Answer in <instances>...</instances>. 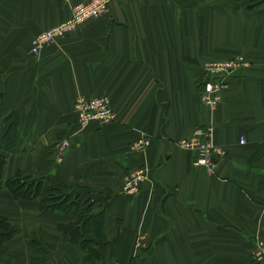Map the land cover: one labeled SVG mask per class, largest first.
I'll use <instances>...</instances> for the list:
<instances>
[{"label":"crops","instance_id":"obj_1","mask_svg":"<svg viewBox=\"0 0 264 264\" xmlns=\"http://www.w3.org/2000/svg\"><path fill=\"white\" fill-rule=\"evenodd\" d=\"M82 1L0 0V123L13 115L31 138L8 154L2 177L22 169L46 186L91 187V203L106 205L104 241L119 245L86 257L58 226L83 209L44 212L4 186L0 215L16 233L0 264H264L252 256L264 244V0H113L33 55L32 39ZM236 55L248 63L232 71L219 105L201 103L207 61ZM101 94L118 119L81 128L75 100ZM202 128L225 150L215 170L177 144ZM143 136L148 145L136 147ZM140 166L147 178L124 192Z\"/></svg>","mask_w":264,"mask_h":264},{"label":"trees","instance_id":"obj_2","mask_svg":"<svg viewBox=\"0 0 264 264\" xmlns=\"http://www.w3.org/2000/svg\"><path fill=\"white\" fill-rule=\"evenodd\" d=\"M0 91V108L2 102ZM25 127L14 121L13 115L4 116L0 123V190L7 186L16 200L39 199L40 209L44 212L71 215L81 211L80 220L69 224L60 223L58 226L64 234L70 235V240L79 243L81 247L95 258L103 256L106 246L111 247L110 254L114 255L118 247L119 237L112 241H104L103 227L107 222L106 205L95 207L90 199H82V193L68 191L72 186L59 182L55 185H45L44 177L35 172L25 173L22 169L3 180L4 164L8 154L24 153L30 143ZM77 187V186H76ZM91 188V187H86ZM16 228L6 215H0V247L8 239L15 236ZM4 264H11L9 262Z\"/></svg>","mask_w":264,"mask_h":264},{"label":"built area","instance_id":"obj_3","mask_svg":"<svg viewBox=\"0 0 264 264\" xmlns=\"http://www.w3.org/2000/svg\"><path fill=\"white\" fill-rule=\"evenodd\" d=\"M110 2L111 0H91L75 5L72 8V16L35 36L32 53L39 55L43 46L53 44L57 38L64 37L69 32H75L83 21L102 16L106 13ZM247 63L246 58L237 55L226 60L207 61L204 69L205 77L200 83L201 103L212 108L217 107L224 90L228 87L229 76L232 71L244 67ZM111 99L108 95H96L95 97L83 95L77 98L74 102V109L77 113L78 122L84 126L89 121L97 118L102 119V121L111 120L116 116V110L112 107ZM138 142L137 147H145L148 145L149 140L143 136ZM177 144L186 147V149H197L196 163L207 169L215 170L221 156L225 154L223 147L213 144L209 128L207 130L197 129L194 137L180 138ZM145 177H147L145 168L140 167V170L129 180L128 185L133 188ZM258 253L262 258L264 245L258 247Z\"/></svg>","mask_w":264,"mask_h":264},{"label":"rangeland","instance_id":"obj_4","mask_svg":"<svg viewBox=\"0 0 264 264\" xmlns=\"http://www.w3.org/2000/svg\"><path fill=\"white\" fill-rule=\"evenodd\" d=\"M89 1H91V0H89ZM89 1H86V2H89ZM113 0H111V2H112ZM246 1H248V2H250V1H252V0H243V2H246ZM82 2H84V1H82ZM110 2V3H111ZM253 2H257V0H253ZM80 3V2H79ZM110 3H109V6H110ZM246 3H244V5H245ZM78 5V4H77ZM75 6V5H74ZM73 6V7H74ZM72 7V8H73ZM248 7H249V9L252 7V6H249L248 5ZM108 9H109V7H108ZM107 9V10H108ZM106 10V11H107ZM72 13V12H71ZM69 18V17H68ZM61 23V22H60ZM48 30V29H47ZM44 31V30H43ZM46 31V30H45ZM42 32V31H41ZM40 33V32H39ZM69 33H71V32H69ZM68 33V34H69ZM73 33V32H72ZM38 35V34H37ZM36 35V36H37ZM67 35V34H66ZM65 37V36H64ZM35 38V37H34ZM33 38V39H34ZM61 38H63V37H61ZM61 38H57L55 41L56 42H58ZM33 39H32V47H33ZM56 42H53V43H56ZM50 45H53V44H50ZM48 46V45H47ZM32 47H31V52H32ZM44 47V46H43ZM42 47V48H43ZM41 51H42V49H41ZM41 51H40V53H41ZM33 55H35V56H40V54L39 55H36V54H34V53H32ZM102 95V94H101ZM109 96V95H108ZM200 96H201V92H200ZM200 96H199V98H200ZM109 97H111V96H109ZM79 98V97H78ZM112 98V97H111ZM201 101V100H200ZM111 104H112V100H111ZM112 107H113V104H112ZM114 109L116 110V108L114 107ZM117 112V111H116ZM77 113H76V111H75V117H76V122H78V119H77V115H76ZM118 118H117V113H116V116L115 117H113V118H111V120H109V121H102V119H99V118H97V119H93V120H91V121H89L86 125H84V126H82V124L80 123V122H78L79 123V125H80V127L81 128H84V127H86V126H88V125H90L93 121H97V120H99V121H102L103 123H111V122H113L114 120L116 121ZM145 138H148V140L150 139L149 137H145ZM70 142V140H65L64 142H61L60 143V149L61 150H63V151H66V149L69 147V143ZM139 142H137V144H138ZM147 146V145H146ZM136 147H137V145H136ZM139 148V147H138ZM194 150H197V149H194ZM197 154V153H196ZM197 156V155H196ZM197 159V158H196ZM195 162H196V160H195ZM140 167H143L144 168V166H140ZM140 167L138 168V169H136L135 171H133L132 173L130 172V174H129V177L127 178V181H125V183H124V185H123V187H122V189H123V191L124 192H134V191H137L138 190V186H139V183L141 182V181H139V183L137 184V186H135L134 185V187L132 188V187H130L129 185H128V183H129V180L134 176V174L135 173H137L138 172V170H140ZM145 172H146V170H145ZM145 178H147V177H145ZM144 178V179H145ZM143 180V179H142ZM72 189H68V191H74L75 193H77V191L79 192V193H82V199H87V197H90L91 195H93V193H95L96 191H94V190H92L91 188H77V187H75V186H73V187H71ZM91 194V195H90ZM90 195V196H89ZM93 197H95V196H93ZM65 236V235H64ZM70 235H67V236H65V241L67 242V243H72V244H75V243H77V242H74V241H71L70 240ZM140 241H138V243H139ZM119 245V244H118ZM139 245H140V243H139ZM261 245H264L263 243H259V244H257L256 245V247H254L253 248V254H252V256L254 257V259L255 260H257L258 262H263L264 263V258H263V256L264 255H262V258L259 256L260 254L258 253V247L259 246H261ZM84 250V249H83ZM87 252V251H86ZM89 256H92V254H90V252H87L86 253V257H89Z\"/></svg>","mask_w":264,"mask_h":264}]
</instances>
